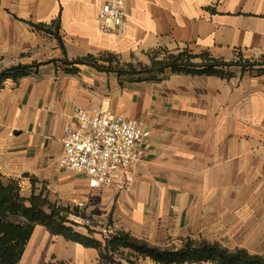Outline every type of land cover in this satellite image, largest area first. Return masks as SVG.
Wrapping results in <instances>:
<instances>
[{"label": "crops", "instance_id": "crops-1", "mask_svg": "<svg viewBox=\"0 0 264 264\" xmlns=\"http://www.w3.org/2000/svg\"><path fill=\"white\" fill-rule=\"evenodd\" d=\"M126 7L125 32L102 34L101 0H0V71L42 64L0 90V175L23 194L47 187L69 208L67 218L84 203L87 214L154 247L205 241L263 256L264 69L130 81L60 61L116 55L129 62L186 51L253 63L264 59V0H127ZM57 24L64 49L35 28L56 32ZM100 108L150 132L133 188L119 195L91 189L59 165L76 110ZM102 250L37 226L19 264H102ZM124 252L137 264H158Z\"/></svg>", "mask_w": 264, "mask_h": 264}, {"label": "trees", "instance_id": "trees-1", "mask_svg": "<svg viewBox=\"0 0 264 264\" xmlns=\"http://www.w3.org/2000/svg\"><path fill=\"white\" fill-rule=\"evenodd\" d=\"M35 28L52 34L64 49L59 35V24L56 32H52L44 25ZM196 59H204L205 63H192V60ZM60 62L67 66H89L101 73H115L120 78L124 79L125 76V79L130 81H134L133 76L138 74L163 73L168 69L175 74L226 76L225 68L256 66L247 64L243 66L241 61L215 60L208 54L194 56L186 51L170 57L165 56L161 61H153L152 66L143 65L140 70L133 65H128L126 69L116 55L100 58L90 56L75 61L64 59ZM37 67L39 65H19L0 71V90L8 80L19 83L31 76ZM46 203L42 194H33L30 198L24 197L17 182L5 183L0 175V264H19L37 226H44L53 235L64 236L85 247L103 249V264H124V262L137 264L136 261L124 257V250H131L138 257L150 258L158 264H264V255H251L246 250L229 251L219 244L205 241L199 244L187 241L180 248H159L123 232H118L110 241L102 232L88 229L90 234H99L103 239L104 243H102L77 233L69 226L70 220L64 216L67 211L53 209L50 213L47 212Z\"/></svg>", "mask_w": 264, "mask_h": 264}, {"label": "built area", "instance_id": "built-area-1", "mask_svg": "<svg viewBox=\"0 0 264 264\" xmlns=\"http://www.w3.org/2000/svg\"><path fill=\"white\" fill-rule=\"evenodd\" d=\"M126 6L127 0H101L98 23L102 34L125 32L129 19ZM75 119L77 126L68 129L63 140L60 168L84 176L91 189H107L115 195L131 191L140 149L150 132L139 122L102 108L77 109ZM78 208L79 213L69 217L68 225L102 232L110 241L117 236L118 231L107 219L87 214L84 203Z\"/></svg>", "mask_w": 264, "mask_h": 264}, {"label": "rangeland", "instance_id": "rangeland-1", "mask_svg": "<svg viewBox=\"0 0 264 264\" xmlns=\"http://www.w3.org/2000/svg\"><path fill=\"white\" fill-rule=\"evenodd\" d=\"M178 54H180V53H177V52L176 53H166V52L165 53H157L156 52V53H152L151 55H149L147 57V59L136 58V59H132L129 62H124L122 60H120V62H121V64L123 66L126 67V69H128V67H127L128 65H133L138 70H140L141 69V66H143V65L144 66H152L153 61H161V60L164 59L165 56L166 57H170L172 55H178ZM236 62H240V61L238 60ZM192 63L201 64V63H205V61H204V59H196V60H192ZM240 63H242L243 66H245L246 64L247 65H256L254 67H252V66H248L247 67L248 69H250L251 72L256 73V74H259L264 69V59H260L258 61H254L253 63H251V62L244 63L242 61ZM35 65H39V67L35 68V71H37L40 68V66H42V64H35ZM226 69L228 71H234V72H239L240 71V68H235V67L231 68V70H230V68H226ZM170 72H171V69H168V70L164 71L163 73L138 74V75L133 76L132 79L135 80V81H145V80H149V81H160V80H162ZM124 79H125V76H124ZM42 189H43L42 191L39 189V192H35L34 190L32 192V188H31L30 189V192L28 194H23V195L26 198H30L33 193L36 194V195H41L42 194L43 195V198L46 197L45 199H46L47 203L45 205V210L47 212H49V213L53 209L68 211L69 208L67 209V208H63L62 207L64 205H63V203H61V201L58 198V196L57 197L51 196L50 195V191L47 189V187H43ZM58 206H61V207H58ZM91 216H93V215H91ZM93 217H95V216H93ZM95 218H97V217H95ZM95 218L93 220L96 221ZM105 219H107V218H105ZM107 220L109 221V219H107ZM109 223H110V221H109ZM123 253H124L123 254L124 257H126V258H129L131 256L129 254L130 252L129 253L128 252H123Z\"/></svg>", "mask_w": 264, "mask_h": 264}]
</instances>
